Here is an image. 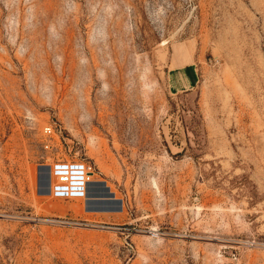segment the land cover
<instances>
[{"label":"rangeland","instance_id":"1","mask_svg":"<svg viewBox=\"0 0 264 264\" xmlns=\"http://www.w3.org/2000/svg\"><path fill=\"white\" fill-rule=\"evenodd\" d=\"M0 264H264V0H0Z\"/></svg>","mask_w":264,"mask_h":264},{"label":"built area","instance_id":"2","mask_svg":"<svg viewBox=\"0 0 264 264\" xmlns=\"http://www.w3.org/2000/svg\"><path fill=\"white\" fill-rule=\"evenodd\" d=\"M45 133L51 134L53 128L47 125ZM47 177V188L42 191L49 196L62 198H87L90 185L96 172L83 160L59 159L50 164H44Z\"/></svg>","mask_w":264,"mask_h":264},{"label":"bare ground","instance_id":"3","mask_svg":"<svg viewBox=\"0 0 264 264\" xmlns=\"http://www.w3.org/2000/svg\"><path fill=\"white\" fill-rule=\"evenodd\" d=\"M47 174V173H46ZM46 174L44 173V171H42L41 170V177L43 178V180H44V186L42 187L43 189H46L47 188V177H46ZM46 177V178H45ZM100 185V186H99ZM100 187L101 188V184L100 183H98V185L97 184H95L94 182L93 183H91V185H90V190H89V195H88V197L86 198V201H87V204H88V208H89V204H94V202L96 201V200H98V199H93V198H95V197H93L94 195H95V190L97 189L96 187ZM107 197H109V196H107ZM100 201V200H99ZM105 203L106 202H104V203H102L101 205H100V207L101 208H104V209H107V208H117V207H109V206H106L105 205Z\"/></svg>","mask_w":264,"mask_h":264},{"label":"crops","instance_id":"4","mask_svg":"<svg viewBox=\"0 0 264 264\" xmlns=\"http://www.w3.org/2000/svg\"><path fill=\"white\" fill-rule=\"evenodd\" d=\"M185 67H190V66H185ZM180 68H182V66H180V67H178V69H180ZM193 69V68H192ZM193 74V73H192ZM193 76V75H192ZM42 178V177H41ZM46 178V177H45ZM40 185H41V190H43V186H44V180H43V178L41 179V183H40ZM58 198V197H57ZM86 199H85V207H86ZM96 204H99V201L98 202H94V204L92 205V204H89V208H88V204H87V207H86V209L88 210V211H94V212H98V211H95L94 209H99V207H100V205L98 206V205H96ZM101 208V207H100ZM89 209H92V210H89ZM102 209H104V208H102ZM115 210H117V211H119L118 209H115Z\"/></svg>","mask_w":264,"mask_h":264}]
</instances>
